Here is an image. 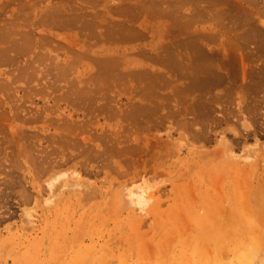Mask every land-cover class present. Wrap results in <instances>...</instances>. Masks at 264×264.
<instances>
[{"label":"rangeland","instance_id":"374dc122","mask_svg":"<svg viewBox=\"0 0 264 264\" xmlns=\"http://www.w3.org/2000/svg\"><path fill=\"white\" fill-rule=\"evenodd\" d=\"M262 144L264 0H0V264H172L242 196L264 243ZM142 179L160 213L131 233L109 192Z\"/></svg>","mask_w":264,"mask_h":264},{"label":"bare ground","instance_id":"6f19581e","mask_svg":"<svg viewBox=\"0 0 264 264\" xmlns=\"http://www.w3.org/2000/svg\"><path fill=\"white\" fill-rule=\"evenodd\" d=\"M246 128H247V126H246ZM232 134L235 138L239 137V134L235 131H232ZM253 141H254V144L252 146L258 147L259 141L257 140L256 137L253 138ZM217 144L222 146V148L224 149V151L222 153V159L220 161V162H222L220 165L222 170L223 169L224 170L229 169L230 173L232 171L234 174H238L241 171L240 169L243 167H248L250 169L253 168V166H254L253 165L254 161H252L253 158L249 157V158H251V161H250V159L248 160V157H247V156H249L248 155L249 152H248V154L245 153V154H247L245 159H240V157L238 155L235 156L234 155L235 152L233 153V151L229 148V145H230L229 141H227L222 135H220V137L217 139ZM263 145L264 144H262L261 146H263ZM193 146H194V144H193ZM252 146H251V149H252ZM242 149H243V152H247V150L245 148L242 147ZM242 149H241L242 156H241V154H240V156L243 158V157H245V154H243ZM248 149H250V148L248 147ZM198 150H201V149H199V147H198ZM248 151H251V150H248ZM255 152H257V151L255 150ZM255 157H256V154L254 155V159H255ZM218 165H219V163H218ZM73 174H71V176H73V178L71 177L72 179H70V178L66 179L67 181L69 180V182H70V180H71V182L72 181L73 182L72 183L70 182L71 184L68 182L67 185H68V187H70L69 185H71L72 188L73 187L77 188V186H79L80 180L78 178V174H75V173H73ZM55 176H57V175H55ZM60 176H61L62 180H63V178H65V177H62V176H64L63 174H61L57 177L53 176L54 178L51 177L50 181L48 178L49 182L47 181L46 186H47V189L49 192H51L53 190L52 188H53L54 184H57L56 181L60 178ZM242 177H240V179ZM204 178L206 179V177H204ZM248 179H249V177H248ZM244 180H246V179H244ZM262 180H263V178H262ZM217 182H218V180H217ZM62 183H63V181L61 183H58L55 186L58 187V185L59 184L62 185ZM136 183L134 182V183H130L129 185H123V186L119 185L116 187L115 190H111V192H109V201H110V204L113 206V208L118 212H120V211L126 212L127 222L130 225V227L132 228L131 233H133V230H134L133 226L138 225V222L140 221L141 215L146 216L145 213H148V214L152 213V215H154L153 216L154 219H156L157 213H160V212H158V209L160 210V208H158L159 201H158V197L156 196L157 195L156 193H158V191L155 190L156 186H158V182H157V185L155 182H154L155 184H152L153 182L152 183L149 182V184H148V182H146V180L142 179V180H140L139 184H136ZM233 183H235V182H233ZM65 184L66 183L64 182V184L62 186H60V188L65 187ZM80 184H82V183H80ZM236 184L238 186V183H236ZM240 184H242V183H240ZM67 185H66V188H68ZM219 185H220V183H219ZM233 186H234V184H233ZM207 187H208V185H207ZM217 187H218V185H217ZM234 187H235L234 189H236V185ZM245 187H246V185H245ZM249 187H250V185H249ZM239 188H240V185H239ZM246 189H244V191H246ZM235 192H236V190H235ZM258 192H260V191H257V193ZM246 193H247V195L245 194V196L247 197L249 195L248 191H246ZM206 194H207V191H206ZM208 194H209V192H208ZM236 195H237V192H236ZM230 196H231V194H230ZM232 196L234 197L235 194H233ZM240 196H242V195L240 194ZM51 197H52V195H50L47 198L46 205H49L53 201ZM208 197H210V196H208ZM256 197H257V195H256ZM241 198L244 199L245 197L242 196ZM241 198L235 197V199L237 201L236 202L234 201L235 203L233 202L234 208L232 210H229L228 217H227L228 220H227V222L225 221L226 222L225 227L214 226L213 222H212L213 220L210 217V213H207L208 210H206L207 212H205L201 217H199V218L197 217L193 221L194 226H195L194 230L196 233L194 239H190L189 241L187 240V242L185 240L184 243H183V241H181L180 254L178 255L177 258L173 259L172 264H264V243H263L262 236L259 233V230H257L258 228H256V227H258L257 226L258 224L253 221L255 219H253L250 214H246V211H244L245 213L240 212V209H238V207H240L239 203L241 201H242L241 203H245V202H243V199L240 200ZM203 199L204 198H202L201 200H203ZM246 204H248V203H246ZM44 205H45V203H44ZM137 211L141 215H137L138 214ZM165 216H167V215H165ZM165 216H163L164 217L163 219L166 218ZM168 216H169V214H168ZM169 219H170V217H169ZM166 220H167V218H166ZM163 224H164V222H163ZM165 225H167V223ZM164 228H166V226ZM136 229H135V231H136ZM135 231H134V233L137 232V231L136 232ZM171 231H173V229H171L170 231L165 230L163 233L164 238H166L167 233L169 234ZM129 234L130 233H128V235ZM152 234L154 235V233H152ZM60 236H62V235H60ZM128 237L131 238L132 234ZM177 237L178 236H176V239H177ZM128 241H131V240H129V238H128ZM208 242L212 243V250H210V251L207 248ZM160 251H162V250H160ZM142 256H143V254H142ZM168 258H170V256ZM159 259H161V258H159ZM123 264H125V262H123Z\"/></svg>","mask_w":264,"mask_h":264}]
</instances>
